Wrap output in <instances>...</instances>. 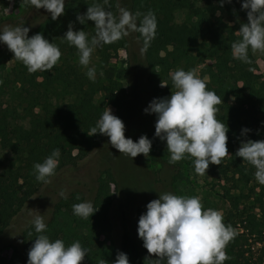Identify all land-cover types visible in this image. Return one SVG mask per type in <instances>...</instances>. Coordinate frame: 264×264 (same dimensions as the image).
Instances as JSON below:
<instances>
[{"label":"trees","instance_id":"16d2710c","mask_svg":"<svg viewBox=\"0 0 264 264\" xmlns=\"http://www.w3.org/2000/svg\"><path fill=\"white\" fill-rule=\"evenodd\" d=\"M10 1L0 0V7L5 9ZM96 3L117 17L121 7L133 14L141 13L137 17L138 25L143 14L149 11L155 14L156 35L146 49L142 35L134 31L143 49V58H137L134 67L131 65L127 72L135 94L145 92L148 87L153 99L161 98L163 91L159 83L164 82L166 89H171L169 73L177 69L187 71L194 67L196 61L197 65L204 66L202 70L203 76L208 78L207 88L221 98L216 115L229 128L227 147L230 156L237 162H244L243 158L235 155L241 143L249 139L256 141L264 135V77L257 73L258 65L251 49L248 52L249 63L234 59L231 50L232 43L241 38L237 31L243 23H248L247 16L239 27L226 31L215 21L216 11L222 7H214L212 0H67L65 13L61 17L53 21L49 14L29 31L30 37L43 33L46 39L59 47L62 55L53 69L29 73L7 46L0 48V148L7 153V158L0 159V166L13 176L8 181H0V251L7 246L13 247L18 252L19 261H25H17L19 264L27 263L28 252L38 236L34 225L27 226L21 233H11L16 226L17 216L43 184L36 179L34 164L42 163L54 149L59 148L61 155L55 174L64 168L76 167L93 149V137L85 132L96 125L104 111L103 103L96 102V96L116 90L115 86L106 87L97 69L108 63L117 43L125 42V37L94 50L93 54L98 58L94 65V81L87 77V69L80 65L77 49L62 39L70 23L74 25V30L86 31L89 39L95 35L94 22L81 24L77 15L85 14L88 7ZM228 4L229 8L235 5L233 2ZM26 8L37 10L29 3H26ZM181 12L184 19L178 23L177 14ZM4 22V19L0 20V28ZM163 51L167 53L161 55ZM8 60H13L14 66L7 71ZM143 72L148 73L145 86L140 80ZM67 98L69 105L65 111L61 101ZM150 102L148 100L147 103ZM134 115L145 125L141 136L147 135L150 140L157 141L153 148H162L161 140L155 136L156 115L146 114L142 117L138 110ZM244 128L250 131L243 134ZM74 150L78 151L76 155L73 154ZM248 165L254 174L255 168ZM83 201V193L74 191L60 196L56 210L61 215L73 213L72 206ZM108 210L106 213L109 217ZM108 217L101 221V227L111 233L113 226ZM223 222L231 225L235 231L225 248L228 259L224 264H242L247 235L236 231L237 224L246 222L248 234L260 236L264 221L255 213L245 216L230 209L225 211ZM55 224L58 226L56 221ZM69 225L70 222L60 225L58 232L54 231V224L52 228L48 225L44 234L51 240L62 239L66 245L79 241L88 250L83 264H100L101 261L113 264L118 252L127 254L129 264H147L141 244L126 222L122 223L119 239H110L109 245L108 240L101 242L98 238L93 244L86 233L75 232Z\"/></svg>","mask_w":264,"mask_h":264},{"label":"clouds","instance_id":"9594fccd","mask_svg":"<svg viewBox=\"0 0 264 264\" xmlns=\"http://www.w3.org/2000/svg\"><path fill=\"white\" fill-rule=\"evenodd\" d=\"M23 2L38 10H46L53 21L65 13L66 0ZM227 2L231 3V0ZM223 3L224 0H221V7ZM242 8L247 11L248 23H243L237 31L241 38L232 43L231 50L234 59L249 63V49L253 53L264 52V0H242ZM118 12L117 17L99 3L93 4L85 14L77 15V20L81 24L93 21L95 35L89 39L86 31H76L70 23L62 37L77 49L79 63L87 69L86 75L90 80L96 78L95 68L89 65L98 46L116 42L129 35L130 31L142 35L145 49L155 38L157 20L154 13L143 14L138 25L137 17L141 13L133 14L123 7ZM29 31L25 26L0 28V43L7 46L29 73L53 69L62 55L59 47L46 39L43 33L30 37ZM169 75L172 89H175L171 96L154 98L144 112L157 117L155 136L166 142L169 163L191 159L195 173L205 175L210 164L220 165L230 155L227 147L229 128L216 115L221 98L207 88V77L201 78L197 68L187 71L177 69ZM162 86L166 85L162 83ZM125 130L124 122L106 107L87 134L107 136L113 148L132 159L140 154L148 157L152 140L142 135L134 142L126 138ZM249 131L242 129L243 134ZM60 155V149H54L42 163L34 164L38 181L51 183ZM235 155L251 164L255 168L256 181L264 184V140L242 142ZM61 195L64 193L61 192ZM72 209L73 214L82 219H88L98 211L91 201L76 203ZM146 209L138 221V236L143 241V247L158 260L166 259L167 264H224L228 259L225 248L235 231L231 225H225L220 211L204 209L198 196L159 193V198L149 202ZM32 224L38 236L28 252L27 264H83L88 250L79 241L66 245L62 239L51 240L44 234L47 225L42 215L34 216ZM100 264H105V261ZM113 264H129V257L124 252H118Z\"/></svg>","mask_w":264,"mask_h":264},{"label":"rangeland","instance_id":"374dc122","mask_svg":"<svg viewBox=\"0 0 264 264\" xmlns=\"http://www.w3.org/2000/svg\"><path fill=\"white\" fill-rule=\"evenodd\" d=\"M212 2L216 8L221 6V0H212ZM232 2L235 5L229 8L227 0H224L222 9L216 11L215 21L226 31L239 27L241 21L247 16V11L242 8V0H231ZM47 15L49 13L44 9L28 10L23 0H11L5 9L0 7V20H5L1 28L25 26L31 30ZM183 19L184 13H178L176 22L181 23ZM4 46L6 45L0 43V48ZM166 53L163 51L161 55ZM254 56L258 65L257 73L264 77V52L256 51ZM137 58L139 60L143 58V49L135 32L130 31L129 35L125 36V42L117 43L116 50L112 52L108 63L104 64L103 68L97 69L99 72L97 74L106 87L115 86L116 90L113 93H100L95 98L96 102L103 103L104 110L106 107L110 108L113 114L124 122L125 136L133 139L134 142L138 141L145 126L134 117V112L138 110L144 117L146 115L144 109L149 105L148 100H153L148 87L145 92L135 94L132 83L127 77L128 69L131 65L134 67ZM97 59L93 54V60L89 66L94 67ZM194 62L193 68H197L199 76L204 78L203 64L197 65L196 61ZM13 66L14 61L8 60L7 71ZM147 76L148 73L144 72L140 75L144 86ZM162 83L165 84L159 83V88L163 91L160 97H170L172 90L175 89L167 90ZM61 104L66 111L69 105L68 98L61 101ZM85 134L89 136L87 132ZM91 137L94 141L93 149L76 167L60 170L51 178V183L41 185L38 192L17 216L12 235L21 233L27 226H33V217L42 215L49 228H52L54 224V231L58 232L60 228L57 227L70 222L69 227L72 230L86 233L93 244L97 240L101 242L108 240L109 245L110 239H119L122 223L126 222L133 236L141 244L146 263L167 264L166 259L160 261L155 255L148 253L137 231L139 218L147 210L146 205L158 199L159 193L172 192L179 196H198L204 209L218 210L223 218L225 211L231 209L245 216L255 213L264 221V184L256 181L249 165L245 162H237L229 155L220 165L210 164L207 173L201 176L195 173L191 159L170 164V154L167 152L164 141H161L160 149L153 148L157 141H152V149L148 157L140 154L132 159L113 148L107 136L96 134ZM261 140H264V135L256 141ZM77 153V150L73 151V154ZM2 158H7V153L0 148V159ZM12 177L0 166V181H8ZM74 191L82 192L85 201H91L98 209L92 217L76 219L72 212H66L64 215L57 212L56 204L62 196L61 192L69 195ZM106 215L113 226L111 233L108 230L105 232V228L101 227V221L107 218ZM245 226L246 222H239L236 229L247 235L244 245L246 253L242 264H264V228L260 236H251ZM18 256V252L13 247L7 246L0 251V264H19ZM20 260L22 261L20 263L25 262L24 259Z\"/></svg>","mask_w":264,"mask_h":264}]
</instances>
